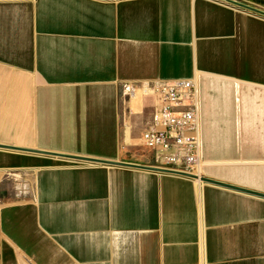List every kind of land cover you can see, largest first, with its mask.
<instances>
[{"label": "crops", "instance_id": "obj_1", "mask_svg": "<svg viewBox=\"0 0 264 264\" xmlns=\"http://www.w3.org/2000/svg\"><path fill=\"white\" fill-rule=\"evenodd\" d=\"M264 11V0H236ZM196 78L200 178L160 166L139 80ZM264 14L227 0H0V264H264Z\"/></svg>", "mask_w": 264, "mask_h": 264}, {"label": "built area", "instance_id": "obj_2", "mask_svg": "<svg viewBox=\"0 0 264 264\" xmlns=\"http://www.w3.org/2000/svg\"><path fill=\"white\" fill-rule=\"evenodd\" d=\"M130 95L154 96L143 144L154 150L160 167L198 174L201 155L200 95L196 78L139 80L124 84Z\"/></svg>", "mask_w": 264, "mask_h": 264}, {"label": "water", "instance_id": "obj_3", "mask_svg": "<svg viewBox=\"0 0 264 264\" xmlns=\"http://www.w3.org/2000/svg\"><path fill=\"white\" fill-rule=\"evenodd\" d=\"M227 1H229L232 4L244 7L246 9H249L251 11H255V12L264 14L263 10L254 8V7L249 6L243 2H239L236 0H227ZM10 149L16 150V151H27V152H33V153H39V154H48V155H52V156H59V157H63V158L74 159V160L85 161V162L102 163V164H107V165H119V166H126V167H132V168H143V169L154 170V171L162 172V173H172V174H178V175L192 177V178H200L203 181H208V182H212V183L219 184V185L230 186V187H234L237 189H244V188H241L240 186H235V185H232V184H229V183H226L223 181L215 180L213 178H209L206 176H200L198 174L186 172V171H182V170L166 169V168H162L160 166H152V165H143V164H137V163H131V162L106 160V159H101V158H93V157H88V156L66 154V153H59V152H50V151H45V150H40V149H30V148H23V147H18V146H10ZM245 190L252 192V193H255L256 195L264 197L263 192H259L256 190H249V189H245Z\"/></svg>", "mask_w": 264, "mask_h": 264}]
</instances>
